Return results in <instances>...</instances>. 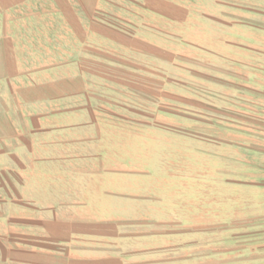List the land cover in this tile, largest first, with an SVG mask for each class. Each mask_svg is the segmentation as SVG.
Masks as SVG:
<instances>
[{"label":"rangeland","instance_id":"1","mask_svg":"<svg viewBox=\"0 0 264 264\" xmlns=\"http://www.w3.org/2000/svg\"><path fill=\"white\" fill-rule=\"evenodd\" d=\"M77 2L84 23L96 15L100 29L129 35L116 34V44L99 35L84 51H114L122 60L146 50L163 61L148 54L146 73L126 75L140 90L131 86L126 95L122 84H110L104 93L115 105L116 162L130 151L147 185L122 204L128 216L103 225L116 235V251L103 246L96 254L87 242L71 248L80 256L68 264H264V32L246 25L264 27V0ZM56 24L52 31L62 28ZM252 38L258 52L232 47ZM208 45L217 56L204 51ZM82 60L106 71L103 58L86 52Z\"/></svg>","mask_w":264,"mask_h":264},{"label":"crops","instance_id":"2","mask_svg":"<svg viewBox=\"0 0 264 264\" xmlns=\"http://www.w3.org/2000/svg\"><path fill=\"white\" fill-rule=\"evenodd\" d=\"M82 10L77 0H0V264H68L80 256L71 248L87 242L96 254L103 246L116 251V235L103 225L128 216L122 204L147 185L130 151L116 162L115 105L104 93L110 84H122L126 95L131 86L140 90L126 75L146 73L150 53L130 50L120 60L114 51H84L99 35L114 44L116 34L129 35L100 29L96 15L84 23ZM52 22L62 28L52 31ZM246 25L264 32L256 20ZM243 42L232 47L258 52L257 38ZM204 51L217 56L214 46ZM86 52L103 58L106 71L85 67ZM123 103L130 117L131 104Z\"/></svg>","mask_w":264,"mask_h":264}]
</instances>
